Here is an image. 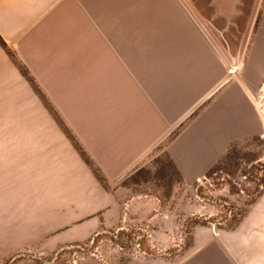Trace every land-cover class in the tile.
Masks as SVG:
<instances>
[{
    "label": "crops",
    "instance_id": "1",
    "mask_svg": "<svg viewBox=\"0 0 264 264\" xmlns=\"http://www.w3.org/2000/svg\"><path fill=\"white\" fill-rule=\"evenodd\" d=\"M0 35L111 187L0 47V248L54 251L103 226L174 249L133 264H264V209L233 230L197 224L187 232L158 197L120 185L163 144L184 180L183 220L218 215L187 194L231 144L264 136L255 99L264 0H0Z\"/></svg>",
    "mask_w": 264,
    "mask_h": 264
},
{
    "label": "rangeland",
    "instance_id": "2",
    "mask_svg": "<svg viewBox=\"0 0 264 264\" xmlns=\"http://www.w3.org/2000/svg\"><path fill=\"white\" fill-rule=\"evenodd\" d=\"M255 99L264 115V79L259 90L255 94ZM54 108L56 109L55 106ZM62 122L65 127H68L63 120ZM162 146L163 144L148 157L144 164L128 175L120 185L138 196L159 197L161 209L173 210L174 212L177 211L178 217L175 218L176 221L184 225L188 224L189 228L187 232H190V227L194 225V221H196L197 218L189 222L183 220L181 206L178 207V205H181V195L184 194L182 185H177L175 187L170 198L162 182L154 178L155 170L151 169L153 167L152 161L157 156H162ZM236 152L238 155L236 164H240V168L237 171L229 170V172H227L224 170L217 172L210 178L206 177L203 183H198L187 194L188 198H194V196L197 195L200 199L207 201L208 204L210 203L218 207V215L214 219H209V224L219 227H227L233 218L232 212L237 213L241 208L245 207L244 204L247 200L257 197L258 193L255 190L256 185L253 180L264 176V166L261 167L255 162L254 167H252V165L248 163L249 159L261 156L258 162L264 164V136L242 140L236 144ZM141 168H145L146 170L151 169L152 173L146 181L142 179L141 182L135 183L131 179V175ZM244 174H246L248 178L245 177ZM259 209H264V193L248 208V212L244 219L248 218V216H252ZM187 232L183 227L182 233H178V236H180L179 240H181L180 242L184 247L188 246L191 238L190 234ZM247 235L250 239H253L256 236V231L250 230L247 232ZM261 235V247L264 253L263 225L261 228ZM147 241V234L126 230H104L100 231L95 241L83 246L65 248L64 250L61 249L62 247L54 251L37 248H26L22 250L0 248V264H133L134 258H146L148 261L153 257L159 256L160 252L167 255L168 252L174 251V249L164 250L153 248Z\"/></svg>",
    "mask_w": 264,
    "mask_h": 264
},
{
    "label": "trees",
    "instance_id": "3",
    "mask_svg": "<svg viewBox=\"0 0 264 264\" xmlns=\"http://www.w3.org/2000/svg\"><path fill=\"white\" fill-rule=\"evenodd\" d=\"M261 20V13L259 14L258 20L256 22L255 29L258 28L259 23ZM0 47L4 49V51L8 54V56L11 58V60L16 64L18 69L20 70L21 74L28 80L30 85L32 86L34 92L40 97L42 102L44 103L45 107L47 110L50 112V114L54 117V119L58 122L66 136L70 139L80 156L83 158V160L86 162V164L92 169L93 173L97 177V179L100 181L102 186L106 189H110V186L108 184V181L103 174L102 170L95 164V162L91 159V157L88 155L86 150L83 148V146L79 143V141L76 139V137L72 134V132L69 130L68 127H65L62 119L60 117L59 112L54 108L52 103L47 99V97L44 95L42 90L40 89L39 85L37 84L35 78L31 75L30 71L28 68L19 61L16 53L10 48L8 43L4 40V38L0 35ZM197 114V113H196ZM196 114L192 115L194 117ZM179 130H176L174 134L170 137V139L174 138L178 134ZM261 136H254L251 138H259ZM249 139V138H246ZM240 141H236L231 146L229 147L227 153L218 161V163L211 168V170L207 173V177H211L212 175L216 174L217 172L224 171L226 170L229 172V170H238L240 168V164H236V161L238 159V155L236 152V144H238ZM163 153L162 156H157L153 161H152V168L154 169V178L157 180H160L163 184V187L167 189V194L171 198L173 194V190L177 185H183V177L181 173L179 172L178 168L172 161L171 157L169 156L168 152L165 149L164 145L162 146ZM261 156L253 157L248 160V163L254 167V163L257 162V165L263 167L264 164H261L258 162L260 160ZM150 170H146L145 168L138 169L136 173L131 175V179L135 183L141 182V180H147L149 175L152 173ZM245 177H247L246 174H244ZM248 178V177H247ZM254 184L256 185L255 190L257 191V197L247 200L245 202V207L241 208L237 213L232 212L233 218L231 219L229 225H227V229L233 230L235 229L244 219L248 212V208L255 203L257 198H259L263 193H264V176H261L260 178H256V180H253ZM159 198V197H158ZM160 199V198H159ZM210 223L209 220H199L196 219L194 221V225L201 224V225H208ZM100 231H104V227H101ZM99 236V235H98ZM98 236H93L86 242L82 244H74L70 246H64L61 249L64 250L65 248L69 247H78V246H83L87 245L92 241H95ZM190 242L188 243L189 246Z\"/></svg>",
    "mask_w": 264,
    "mask_h": 264
},
{
    "label": "bare ground",
    "instance_id": "4",
    "mask_svg": "<svg viewBox=\"0 0 264 264\" xmlns=\"http://www.w3.org/2000/svg\"><path fill=\"white\" fill-rule=\"evenodd\" d=\"M194 14V13H193ZM192 15V14H191ZM197 22V21H196ZM198 25V23H197ZM201 26V25H200ZM203 30V29H202ZM206 33V32H205ZM208 36V35H207ZM209 37V36H208ZM213 41V40H212ZM212 44V43H211ZM215 45V44H214ZM219 51V50H218ZM225 56V55H224ZM229 64V63H228ZM231 65V64H230ZM232 67V66H231ZM230 68V67H229ZM233 68V67H232ZM234 70V69H233ZM235 71V70H234ZM230 72V71H229ZM235 73V72H234ZM233 74V73H232Z\"/></svg>",
    "mask_w": 264,
    "mask_h": 264
}]
</instances>
